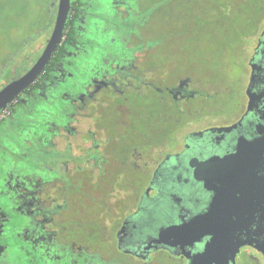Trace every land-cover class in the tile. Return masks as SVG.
Wrapping results in <instances>:
<instances>
[{"label":"flooded vegetation","instance_id":"1","mask_svg":"<svg viewBox=\"0 0 264 264\" xmlns=\"http://www.w3.org/2000/svg\"><path fill=\"white\" fill-rule=\"evenodd\" d=\"M245 1L72 0L76 42L46 90L33 88L66 30L42 75L0 110V264H156L159 252L171 264H264V0L215 58H173L166 41L175 14L196 35L200 3L229 21ZM58 4L38 56L1 75L0 90L41 55ZM158 11L172 20L145 40ZM50 108L69 112L67 137ZM80 172L95 182L91 262L80 204L69 213Z\"/></svg>","mask_w":264,"mask_h":264},{"label":"rangeland","instance_id":"2","mask_svg":"<svg viewBox=\"0 0 264 264\" xmlns=\"http://www.w3.org/2000/svg\"><path fill=\"white\" fill-rule=\"evenodd\" d=\"M30 0H15V4H20L21 8L20 11L16 14H14L12 10L13 3L11 0H5V11L3 16L0 20V48L5 49V51H10L15 60H21L22 66H27L30 64L31 60H34L39 52L35 51L33 48V44L35 43L36 39L39 35L49 32L51 27L50 24L37 26L34 30L30 29L29 22L33 18L31 15V12L28 10H25L24 4L29 2ZM208 4L200 3V7L198 8V11L202 9L204 12L207 11V13H204L205 17L202 15L197 16V21L201 22L199 26H197V32L196 35H191V31L188 28H182L181 22L178 28V23L180 18L177 14L174 15L173 19L176 22L177 29H171L169 27V36L166 37L167 42H172V57L174 58V55H179L182 52L185 55H188L187 57L190 58V53L196 49L198 54H202L205 52V54H208V50L212 51V56L215 58V52L217 51L218 47L230 43L233 38L231 33L233 32V27L237 24L241 25L244 29H252V23H249V17L255 13L257 8L260 6V3L258 0H248L245 2H241L239 4L235 3L234 7L236 12L235 18H231L229 21L219 19V12L215 10V12H211L207 9ZM149 19V16L147 20ZM34 19H32L33 21ZM172 18L169 14H167L166 11H158L152 16L151 19L147 21L145 26L142 28L140 27L139 32L140 36L142 38L146 37L145 40L156 38V35L153 36V33H156L158 30L164 29V26H167L166 24L170 22ZM31 21V22H32ZM181 21V20H180ZM127 29V27H125ZM3 29V31H2ZM9 31L10 37L7 36ZM126 30L124 29L123 34L126 33ZM150 31V32H148ZM4 32L6 34L4 35ZM117 43L123 42V37L119 36L121 35L120 32L118 33L114 32ZM229 34V35H228ZM176 35L177 44L175 46L174 42V36ZM48 37V35H47ZM46 37V38H47ZM153 37V38H152ZM39 40V49L43 48L46 39ZM175 40V41H176ZM41 41V42H40ZM133 41V40H132ZM150 41V40H148ZM130 43H132L130 41ZM38 48V47H37ZM118 46H116V51L118 50ZM193 49V50H192ZM114 51V52H116ZM118 52V51H117ZM24 54V56H23ZM23 56V57H22ZM186 57V56H185ZM221 67V65H220ZM2 73L0 72V76ZM77 81V78L72 80ZM71 81V82H72ZM78 93V91H77ZM71 106H68L70 108ZM52 111L51 121L52 123L62 129H66V137L71 133L72 127L69 125H66L67 119L70 117L69 112L64 113L63 115H56L54 111H56L55 108H50ZM43 116H40L42 118ZM39 125L41 127L45 128L46 122H42L38 120ZM40 126H31V131L34 133L42 134V128ZM68 127V128H67ZM33 135V134H32ZM65 135V132H64ZM105 262V261H104ZM103 263V261H102ZM106 264H110L105 262ZM118 264H121V262H117ZM100 264V263H99ZM126 264V263H125ZM156 264H171V262L166 258V256L159 252L157 254V260Z\"/></svg>","mask_w":264,"mask_h":264},{"label":"trees","instance_id":"3","mask_svg":"<svg viewBox=\"0 0 264 264\" xmlns=\"http://www.w3.org/2000/svg\"><path fill=\"white\" fill-rule=\"evenodd\" d=\"M13 3L12 10L14 14L20 11L21 5L15 4V0H11ZM56 2L57 0H30L29 2L24 4L25 10L31 12L33 16L29 22L30 29L34 30L37 26L50 24L52 26L55 10H56ZM263 5V4H262ZM5 11V0H0V20ZM181 27L188 28L189 22L187 19L181 18ZM186 20V21H185ZM32 21V22H31ZM77 27H76V16L73 20L68 21L66 26V39L63 42L62 46L57 52L51 66L45 72L43 78L35 85L33 88L34 91L38 90H46L45 82L50 81L53 78L54 67L61 62L62 60V52L65 49V45L67 43L76 42L77 36ZM3 31V29H2ZM50 32V31H49ZM49 32H45L38 36L35 43L33 44V48L35 51L39 49V40L44 37L46 39ZM6 32H4V35ZM7 36L10 37L9 31ZM43 39V40H44ZM41 42V41H40ZM38 47V48H37ZM24 56V54H23ZM22 56V57H23ZM14 56L10 51H5V49L0 48V72L3 76L7 77L11 74L14 67H19L23 63L21 60H15ZM91 173H81L80 172V196L76 193L70 198V207L69 213L71 215H77V206L80 204V252L85 254L86 258L91 262L93 252L97 249L96 241L94 237L97 234V230L100 229L98 223H96L93 215V209L95 208V182L91 175ZM75 239V240H74ZM74 240V241H72ZM76 237L70 238V242H75L77 244ZM23 264H30L29 259H27Z\"/></svg>","mask_w":264,"mask_h":264},{"label":"water","instance_id":"4","mask_svg":"<svg viewBox=\"0 0 264 264\" xmlns=\"http://www.w3.org/2000/svg\"><path fill=\"white\" fill-rule=\"evenodd\" d=\"M71 2L72 0H59L54 27L43 52L23 75L12 80L0 90V110L5 108L17 95L32 85L45 71L64 38L71 10Z\"/></svg>","mask_w":264,"mask_h":264}]
</instances>
